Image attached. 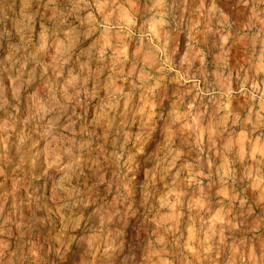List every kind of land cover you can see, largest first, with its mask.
Masks as SVG:
<instances>
[{"label": "clouds", "instance_id": "9594fccd", "mask_svg": "<svg viewBox=\"0 0 264 264\" xmlns=\"http://www.w3.org/2000/svg\"><path fill=\"white\" fill-rule=\"evenodd\" d=\"M0 264H264V0H0Z\"/></svg>", "mask_w": 264, "mask_h": 264}]
</instances>
